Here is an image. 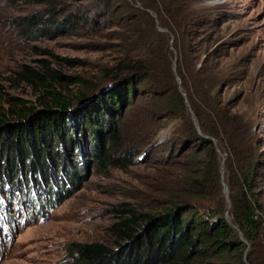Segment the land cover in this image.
<instances>
[{
	"label": "trees",
	"instance_id": "trees-1",
	"mask_svg": "<svg viewBox=\"0 0 264 264\" xmlns=\"http://www.w3.org/2000/svg\"><path fill=\"white\" fill-rule=\"evenodd\" d=\"M140 1L167 32H159L145 10L131 15L118 62L101 75L105 86L75 76L71 83L89 91L69 92L64 84L69 78L53 66L59 64L57 56L21 64L9 77L12 86L30 88L33 100L11 95L0 85V200L4 195L12 202L26 199L37 205L44 202L42 197L61 199L90 161L102 170L147 162L148 156L145 161L130 158L133 148L123 134L126 110L146 89L151 123L179 120L148 155L164 143H178L183 153L191 151L180 160L183 175L166 191V199H157L155 210L118 205L110 225L114 244L71 243V264H264V139L248 131L254 114L251 108L234 111L223 102V63L212 59L225 56L221 48L197 66L196 39L189 30L203 24L195 21L199 14L193 16L187 5H167L177 0H163V5ZM141 16L151 21V34H145ZM76 17L58 24L73 27ZM154 46L165 51V80L155 73ZM221 47L226 51L224 42ZM193 117L209 138L199 133ZM168 123L155 130L141 127L138 133L149 137L144 145ZM173 151L160 162H171Z\"/></svg>",
	"mask_w": 264,
	"mask_h": 264
},
{
	"label": "rangeland",
	"instance_id": "rangeland-1",
	"mask_svg": "<svg viewBox=\"0 0 264 264\" xmlns=\"http://www.w3.org/2000/svg\"><path fill=\"white\" fill-rule=\"evenodd\" d=\"M150 1L153 5H160L163 0ZM142 5L140 0H47L42 3L37 0H0L2 89L25 100H33L35 94L30 88L24 84L12 86L9 77L21 64L35 65L38 59L54 61V56L59 57L55 60L59 64L53 66L58 65V69L69 78L64 82L69 92L89 91L71 83L75 76L97 80L96 84L105 86L101 75L118 62L122 37L129 31L126 26L128 18L145 10L155 19L154 27L159 32H167L159 26L156 15ZM167 5H187L194 11L193 16L200 15L195 21L203 24L189 30L196 39L197 66L207 54L222 49L223 59L220 56L212 59L223 63L220 87L223 102L230 103L234 111L251 108L254 121L248 131L264 139V0H177L174 4L167 2ZM70 15L77 16L73 27L58 24ZM91 19L95 21L90 22ZM139 20L145 34H151V21L144 16ZM52 21L53 25L56 22L55 27L51 26ZM223 42L226 51L221 47ZM152 52L155 73L165 80V51L154 46ZM175 64L176 56L173 72L179 84ZM145 91L142 90L144 93L126 110L123 134L125 142L133 148L130 158L145 161L149 157V160L105 170L90 161L73 188H66L61 193V199L42 197L40 201L44 202L37 205L28 204L26 199L12 202L2 195L0 264H71L68 255L71 243L114 244L110 225L116 221L118 205L127 203L137 211L155 210L157 199H166V191L183 175L179 169L180 160L191 151L183 153L184 148L172 142V147L170 143H164L148 155L146 149L156 136L170 126L162 138L165 139L179 120L168 123L171 119L165 118L151 123L149 111H146L151 96ZM145 114L147 116H143ZM164 121L168 123L166 127L151 143L144 145L149 137L141 135L143 131L138 133V130L141 127L155 130ZM169 150H174V155L165 165L160 161L166 158ZM168 163H173L170 169ZM220 169L223 175L222 162ZM222 184L224 191L225 184Z\"/></svg>",
	"mask_w": 264,
	"mask_h": 264
},
{
	"label": "water",
	"instance_id": "water-1",
	"mask_svg": "<svg viewBox=\"0 0 264 264\" xmlns=\"http://www.w3.org/2000/svg\"><path fill=\"white\" fill-rule=\"evenodd\" d=\"M179 89L181 90V87H179ZM182 95H183L184 98L186 99L185 94L182 93ZM193 120H194V124H195L196 128L199 130V133H200L201 135H203L204 137L209 138L208 136L202 134V132H201L199 126H198V123H197V121L195 120L194 117H193ZM169 128H170V126L167 127L166 130L160 132V133L156 136V138L154 139V141H153V142L147 147L146 151L149 150V149H150L152 146H154L155 144L159 143V142L162 140V138L164 137V135L166 134V132H167V130H168ZM210 139H211V138H210ZM211 140H212V139H211ZM213 142H214V140H213ZM223 161H224V157H223ZM223 161H222V165H223ZM224 193H225V196H226L227 199H228V190H227V186H226V185H224ZM226 217H227V220L229 221L228 213H226ZM242 239H243V238H242Z\"/></svg>",
	"mask_w": 264,
	"mask_h": 264
}]
</instances>
